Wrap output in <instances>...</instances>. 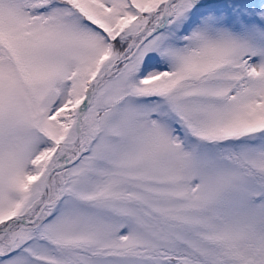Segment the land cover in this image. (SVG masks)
<instances>
[{"label":"snow or ice","instance_id":"obj_1","mask_svg":"<svg viewBox=\"0 0 264 264\" xmlns=\"http://www.w3.org/2000/svg\"><path fill=\"white\" fill-rule=\"evenodd\" d=\"M0 264H264V0H0Z\"/></svg>","mask_w":264,"mask_h":264}]
</instances>
